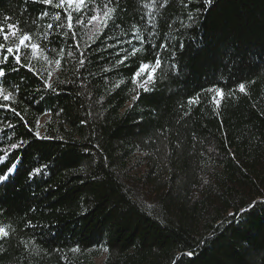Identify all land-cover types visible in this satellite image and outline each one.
Instances as JSON below:
<instances>
[{
  "label": "trees",
  "instance_id": "trees-1",
  "mask_svg": "<svg viewBox=\"0 0 264 264\" xmlns=\"http://www.w3.org/2000/svg\"><path fill=\"white\" fill-rule=\"evenodd\" d=\"M106 3L73 12L77 49L64 9L0 0L44 49L0 80V264H264V0H118L97 38Z\"/></svg>",
  "mask_w": 264,
  "mask_h": 264
},
{
  "label": "snow or ice",
  "instance_id": "snow-or-ice-1",
  "mask_svg": "<svg viewBox=\"0 0 264 264\" xmlns=\"http://www.w3.org/2000/svg\"><path fill=\"white\" fill-rule=\"evenodd\" d=\"M27 2V0H25ZM33 3H40L45 6H54L58 9H64V13L67 19V28L72 31V40L74 46L79 49L80 44L76 39V32L73 31L74 25H73V12L76 13H83L85 9H88L89 11L91 9L88 8L89 0H59L58 3L54 4V0H32ZM211 0H205V3H210ZM113 3V0H108V3L104 4L103 9H101L102 16L100 14L91 15L88 18V23L91 24L92 22L96 21L99 25H102V27H97L95 30V35H98L103 32L104 29H107L110 27L109 22H112V25H115V13L118 8V0H115L116 7H109V4ZM48 13L46 11L41 13V17L47 16ZM6 20L10 19L9 17L5 18ZM57 19H59V13H57ZM76 23L83 24L84 18L82 16H78L76 18ZM49 29L52 28V25L49 24L47 26ZM67 35V33H65ZM45 39H47V36H45ZM91 39V37H90ZM0 52L6 53L2 56V59H0V80H3L6 82L7 80V72L6 67L9 64L10 58L11 60L15 61V66L12 67V71H18L20 67L27 68L30 72H33L34 75H41V73L36 72V70L31 67L29 64H25L21 59V53L22 49H30L31 54L35 58H39L38 54L43 52L44 49L41 48V45L38 43L32 42V35L28 32H23L18 24L15 23H9L7 25V29H5V26L3 24H0ZM95 40H93V43ZM131 43V41H129ZM143 43V41H141ZM85 48H89L90 45L87 43L84 45ZM160 47H164V45H160ZM55 51V49H53ZM62 51V50H61ZM138 49H133L131 53H125L123 56H120L119 53H117V56L119 59L117 60L118 64L123 65L128 59L129 56H134ZM69 55H72L71 52H69ZM81 55L83 56L84 53L81 52ZM47 60V57H45ZM49 63H53V61H49ZM54 63L57 66H60L61 60L57 59L54 61ZM84 61L81 60L80 64L83 65ZM161 66V59L159 55L155 57V62L153 63H145L141 61L131 76V81L137 85L138 88H142L144 91H148V84L151 82H154L155 80V72L157 69ZM52 77V73H48V79L45 80L44 85L45 87L52 88L53 84L49 83V80ZM141 77H145L141 81ZM238 90L241 93H244L247 91L246 85L244 83H240L238 85ZM206 91L212 92L215 91L216 95L212 97L213 103L216 104L217 107H219L220 99H223L225 94L223 89L216 88V89H207ZM0 98H2L3 101H11L14 99V92L8 91L3 83H0ZM137 97H133V99H137ZM199 99V94H197L196 97H190L189 98V104L195 103ZM0 108H9L11 111H15V109H11L10 105L0 103ZM23 142H21L22 144ZM20 147L19 144H12L11 148L15 149ZM7 155V153L5 154ZM4 160V157H0V162ZM16 168V165L13 163L11 167L7 168V173L0 175V182L6 180L8 178V174L12 173L13 170ZM37 173L40 171V169L35 170ZM10 226H0V240L9 237L10 233L8 231V228ZM73 251H78V249H73ZM187 255H192L191 252L187 253ZM175 264V262H174Z\"/></svg>",
  "mask_w": 264,
  "mask_h": 264
}]
</instances>
